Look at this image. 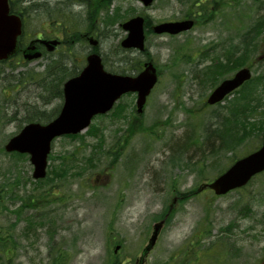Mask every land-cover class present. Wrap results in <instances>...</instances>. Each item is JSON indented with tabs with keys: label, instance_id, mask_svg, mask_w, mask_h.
I'll use <instances>...</instances> for the list:
<instances>
[{
	"label": "rangeland",
	"instance_id": "obj_1",
	"mask_svg": "<svg viewBox=\"0 0 264 264\" xmlns=\"http://www.w3.org/2000/svg\"><path fill=\"white\" fill-rule=\"evenodd\" d=\"M228 1L223 10L230 15L219 17L211 0L16 5L25 19L24 44L40 33L59 34L62 26L68 35L41 58L17 54L0 61V239L6 244L0 264H136L176 194L196 190L261 145L264 0ZM199 11L202 22L191 30L147 32L143 51L121 45L128 34L122 23L136 15L151 25ZM82 32L96 33L99 45L79 41ZM244 33L253 79L211 105L212 89L244 65L235 64L234 52ZM94 50L119 73L136 74L152 59L159 80L142 114L136 93H128L77 136L55 139L49 184L39 183L29 154L17 157L4 146L28 120L46 123L58 115L65 80ZM216 58L220 63L213 65ZM145 264H264V172L221 196L206 189L182 198Z\"/></svg>",
	"mask_w": 264,
	"mask_h": 264
},
{
	"label": "water",
	"instance_id": "obj_2",
	"mask_svg": "<svg viewBox=\"0 0 264 264\" xmlns=\"http://www.w3.org/2000/svg\"><path fill=\"white\" fill-rule=\"evenodd\" d=\"M149 5L153 0H142ZM144 17L135 16L123 23L128 35L122 45L126 48L145 49ZM194 20L163 22L153 26L156 33L178 34L190 29ZM23 22L19 15H9L8 0H0V59H7L19 49L18 37L22 33ZM53 50L58 40H44ZM96 45L98 41L90 39ZM27 60L41 56L38 47L30 45L23 49ZM87 65L79 75L69 78L64 83V103L60 113L48 123L31 122L26 124L19 133L11 137L5 144L8 152L30 154L34 166L33 177L44 178L47 175L48 156L55 138L66 134H77L86 129L93 117L110 111L115 102L125 93H137V112L144 110L147 97L158 81V71L152 61L144 64V69L138 75L113 73L105 69L102 57L92 53L87 57ZM252 76L249 67H243L231 77L224 79L210 94L208 102L213 104L221 101L227 94L241 86ZM264 171V138L260 148L238 159L224 173L211 182L203 183L199 191L211 188L218 195L246 185L253 176ZM178 197H174L170 211L176 207ZM153 224L152 234L142 250L137 264H144L146 256L157 243L166 219ZM120 248L117 246L116 251Z\"/></svg>",
	"mask_w": 264,
	"mask_h": 264
},
{
	"label": "flooded vegetation",
	"instance_id": "obj_3",
	"mask_svg": "<svg viewBox=\"0 0 264 264\" xmlns=\"http://www.w3.org/2000/svg\"><path fill=\"white\" fill-rule=\"evenodd\" d=\"M24 0H9V3H10V6H11V10H10V13H18V10L16 9V5H18L20 2H23ZM212 2H213V4H214V8L216 9V10H218V11H221V13H219L218 11H215V14H217L218 15V17L220 16V15H222V16H224L225 14H227L228 16L230 15V13L228 12H224V10H223V8H225V7H227L228 5H229V1L228 0H211ZM262 10H264V9H262ZM19 14V13H18ZM201 12L199 11V12H197V14H191V13H188V14H185V15H183L182 17H180V18H177V19H170V20H165V21H178V20H187V19H190V20H194V23H195V25H194V27H196L200 22H202V19H201ZM258 17H260V16H258ZM261 17L262 18H264V14L263 15H261ZM227 24V23H226ZM264 24V23H263ZM242 26V25H241ZM229 27H231V29H232V25H230ZM260 28L258 27V28H256L255 30L256 31H260L259 30ZM248 31V30H247ZM59 34H54L53 36H45L44 34H42V33H40L38 36H37V38H41V39H51V38H54V37H57L61 42L59 43V45L56 47V49L59 47V46H61L62 44H65V42H66V40H65V38L67 37V36H65V35H68V30H67V28L66 27H64V26H62V28H60V30H59ZM86 33H88V32H86ZM93 33V34H92ZM92 33H88V35H93L94 37L95 36H97V34L96 33H94V32H92ZM262 33L264 34V25L262 26ZM82 36L79 38V41L82 39V38H85L84 36H87V34H85V32H82V34H81ZM218 37H222L221 35L220 36H218ZM228 37H229V35L228 36H226V37H224V38H221L220 40H225V39H228ZM89 38V37H88ZM87 38V39H88ZM85 40H86V38H85ZM82 42V41H81ZM241 45H239V46H237V47H235V49H234V52L237 54V58H236V60H235V64H244V65H242L241 67H249L251 70L253 69V64H246L245 65V59H246V56H247V53L246 52H248L249 51V48H250V44H249V42H246V37H245V33L242 35V37H241V41L239 42ZM222 45V44H221ZM39 49L43 52V54H44V49H45V44H42V43H39ZM55 49V50H56ZM258 60H264V51H263V53L262 54H260L259 56H258ZM218 63H220V59H215L214 60V62H213V65H217ZM237 65V66H238ZM241 67H239L235 72H233L230 76H228V77H226V78H231V77H233L234 75H235V73L241 68ZM225 79V78H224ZM223 80V79H222ZM244 85V84H243ZM242 85V86H243ZM242 86L240 87V88H242ZM240 88H238V89H240ZM237 89V90H238ZM236 91V90H235ZM234 91V92H235ZM233 92V93H234ZM233 93H231V94H233ZM230 94V95H231ZM230 95H228V96H230ZM227 96V97H228ZM226 97V98H227ZM224 101V100H223Z\"/></svg>",
	"mask_w": 264,
	"mask_h": 264
},
{
	"label": "trees",
	"instance_id": "obj_4",
	"mask_svg": "<svg viewBox=\"0 0 264 264\" xmlns=\"http://www.w3.org/2000/svg\"><path fill=\"white\" fill-rule=\"evenodd\" d=\"M149 31H151L150 27H149L148 32ZM28 121L30 122V120H28ZM77 135L78 134H76V135H67V136L74 137V136H77ZM12 155L17 156V157L24 156V155H22L20 153H16V152L12 153ZM58 171H60V172H58ZM55 172L57 174H59L60 176H65L67 174V169L66 168H64V169L62 168V169L58 170V168H56ZM47 179H48V175H47ZM38 182L39 183L45 182V183L49 184L48 180H46V179L38 180ZM51 192H52V189H50L47 193L50 194ZM193 194H196V190L195 189L193 191H191V192L182 194L181 199L182 198L186 199V198H188L189 196H191ZM0 199H1V196H0ZM3 241H5V240L0 239V249H2V248L4 249L6 247V244H4ZM210 254H211V252H210Z\"/></svg>",
	"mask_w": 264,
	"mask_h": 264
}]
</instances>
